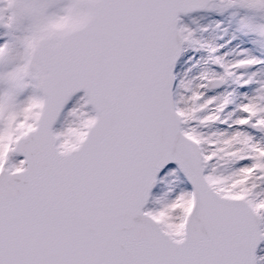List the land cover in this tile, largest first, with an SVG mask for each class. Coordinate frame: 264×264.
I'll list each match as a JSON object with an SVG mask.
<instances>
[{"label":"snow or ice","instance_id":"snow-or-ice-1","mask_svg":"<svg viewBox=\"0 0 264 264\" xmlns=\"http://www.w3.org/2000/svg\"><path fill=\"white\" fill-rule=\"evenodd\" d=\"M0 264H264V0H0Z\"/></svg>","mask_w":264,"mask_h":264}]
</instances>
